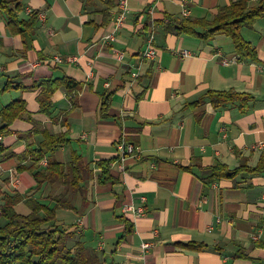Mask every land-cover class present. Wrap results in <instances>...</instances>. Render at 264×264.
<instances>
[{
	"label": "crops",
	"instance_id": "1",
	"mask_svg": "<svg viewBox=\"0 0 264 264\" xmlns=\"http://www.w3.org/2000/svg\"><path fill=\"white\" fill-rule=\"evenodd\" d=\"M236 1L128 0L115 30L117 0H19V20L37 17L32 33L15 35L0 11V90L7 81L22 87L0 92V111L12 101L24 103L9 132L0 135V207L5 195L18 194L23 200L13 209L27 216V198L47 209L64 199L73 210L57 207L56 224L81 236L101 264H264V173L209 181L216 164L229 171L242 162L254 167L264 153V18L241 30L256 61L240 60L226 36L202 42L164 33L162 26L167 17L211 21ZM149 32L155 35L153 61L141 58ZM109 33L113 39L105 40ZM181 50L190 56L181 57ZM56 55L79 61L57 66L51 63ZM62 78L78 90L59 88L49 114L41 113L38 85ZM228 90L253 97L248 112L213 109L207 101L188 106L207 91ZM103 97L109 100L104 114ZM61 134L67 145L48 153L36 171L50 160L65 166L74 152L90 178L84 173L77 186L56 180L37 187L35 170H27L33 164L28 152L44 137ZM120 142L139 156L121 160ZM101 162H108L107 181ZM141 198L144 215L126 211ZM189 243L205 248L182 247Z\"/></svg>",
	"mask_w": 264,
	"mask_h": 264
},
{
	"label": "trees",
	"instance_id": "2",
	"mask_svg": "<svg viewBox=\"0 0 264 264\" xmlns=\"http://www.w3.org/2000/svg\"><path fill=\"white\" fill-rule=\"evenodd\" d=\"M19 0H0V11L7 18V28L13 35L30 34L34 30L37 14L29 16L27 21L19 20L17 13L20 11ZM248 0H237L230 5L220 8L211 21L206 19L170 18L168 23L162 24L163 32L174 35H188L202 42H209L215 36L223 35L231 39L235 52L240 60L256 61V51L251 44L243 39L241 30L251 28L257 19L264 18V0H258L256 5L249 8ZM37 101L40 112L48 115L51 108V95L59 88H64L68 94L76 92L79 85L68 78L43 81L39 85ZM12 87L10 81L0 90L1 93ZM205 101L209 102L213 109L222 110L228 106L235 107L240 114H245L250 109L253 97L248 93L228 91H207L188 106H198ZM108 97H103L100 112L105 113L108 108ZM24 111V103L21 100L10 102L0 111V135L9 132V126ZM66 135L46 136L38 149L32 153L33 164L27 167L29 172H34L37 187L43 182L52 184L53 181L63 180L65 184L77 186L83 178H90L88 166L84 165L81 157L71 153L70 162L63 166L55 161H48L43 171H36L37 163L54 149L67 145ZM1 151V149H0ZM101 179L107 181L108 162H101ZM19 170L25 169L19 167ZM188 169V168H187ZM209 181L219 178H233L240 174L257 176L264 173V153L261 154L254 167L242 162L236 169L229 171L225 165L216 164L210 169ZM85 173V176H84ZM81 191L77 188L75 191ZM23 199L20 195H5L0 207V217L5 224L0 227V264H101L100 256L90 248L85 247L81 236L72 232L62 231L56 224V208L73 210L64 199L56 198V205L47 209L32 198L25 199V204L30 210L27 216H20L14 211V206ZM129 231V230H128ZM127 231V232H128ZM72 243L69 245V243ZM189 250H201L202 244L189 243L182 245ZM239 258H247L243 253L236 255Z\"/></svg>",
	"mask_w": 264,
	"mask_h": 264
},
{
	"label": "built area",
	"instance_id": "3",
	"mask_svg": "<svg viewBox=\"0 0 264 264\" xmlns=\"http://www.w3.org/2000/svg\"><path fill=\"white\" fill-rule=\"evenodd\" d=\"M258 1V0H257ZM116 6L119 10V15L115 18L114 20V29H118L123 22L125 15L128 10V0H117ZM40 19H43V15L38 16ZM113 39V33H109L106 37L105 40H111ZM154 42H155V35L153 32H149V34L145 37V45L144 49L141 53V58L143 60H149L153 61L157 58V50L154 47ZM181 57H188L190 56V52L188 50H181L178 53ZM118 58H121V55L118 54ZM78 57L76 56H61V55H56L51 59V63L54 65H64V64H78ZM223 64H227L226 62H223ZM89 65V64H88ZM92 71L91 68L89 69V73L87 74V77H91ZM134 77H136V74H133ZM117 150L120 156V159L123 160L126 157H132V158H137L139 156V151L131 144H126L123 142H120L117 146ZM145 201L144 198H141V204L139 206H128L126 208L127 212H131L135 216H142L144 215V209H143V202ZM263 203H264V197H263ZM81 220H77V223L80 225ZM256 235H253V239H255ZM148 245L144 244L142 245V248L145 249L147 248Z\"/></svg>",
	"mask_w": 264,
	"mask_h": 264
},
{
	"label": "rangeland",
	"instance_id": "4",
	"mask_svg": "<svg viewBox=\"0 0 264 264\" xmlns=\"http://www.w3.org/2000/svg\"><path fill=\"white\" fill-rule=\"evenodd\" d=\"M70 244H71V243H70ZM70 244H69V245H70Z\"/></svg>",
	"mask_w": 264,
	"mask_h": 264
}]
</instances>
